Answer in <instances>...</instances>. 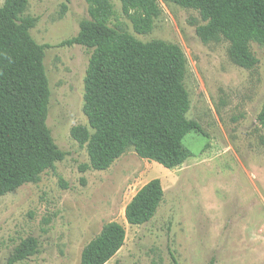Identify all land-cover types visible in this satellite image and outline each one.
<instances>
[{"label":"rangeland","instance_id":"374dc122","mask_svg":"<svg viewBox=\"0 0 264 264\" xmlns=\"http://www.w3.org/2000/svg\"><path fill=\"white\" fill-rule=\"evenodd\" d=\"M109 1L112 24L143 42L159 39L182 49L190 103L186 116L202 132L183 138L192 156L173 168L129 149L106 170L79 172L88 155L70 129L88 126L83 94L90 51L59 44L89 18L88 4L28 0L23 15L39 17L30 34L49 45L44 57L51 92L47 125L68 154L36 183L0 196V264L28 236L39 241V252L15 264H80L82 249L108 221L124 225L126 238L105 264H173L172 256L179 264L211 259L214 264H264V128L256 119L264 103V47L252 42L258 63L243 68L230 59L226 40H200L196 28L205 22L197 10L159 1L152 30L139 34L120 2ZM153 178L164 189L155 216L143 225L127 224L126 204Z\"/></svg>","mask_w":264,"mask_h":264},{"label":"trees","instance_id":"16d2710c","mask_svg":"<svg viewBox=\"0 0 264 264\" xmlns=\"http://www.w3.org/2000/svg\"><path fill=\"white\" fill-rule=\"evenodd\" d=\"M85 1L89 18L81 19L77 34L59 44H77L90 51L83 94L88 126L70 129V136L88 155V162L78 165L79 172L106 170L129 149L166 168L182 164L192 156L183 138L191 131L202 132L186 116L190 103L182 49L159 39L143 42L112 24L115 13L109 0ZM118 1L139 34L152 30L160 14L159 1L195 9L205 22L196 28L201 41L226 40L230 59L240 67L250 69L258 63L251 43L264 47V0ZM27 6L28 0H4L0 6V196L36 183L42 172L54 169L68 154L47 125L51 92L44 57L49 45L31 36L39 17L24 16ZM256 119L264 128V103ZM163 198L160 180L147 181L126 204L125 221L131 226L150 222ZM125 238L124 225L104 223L82 249L80 264H105ZM38 252L39 241L28 236L14 247L6 264ZM172 261L179 264L174 256Z\"/></svg>","mask_w":264,"mask_h":264}]
</instances>
